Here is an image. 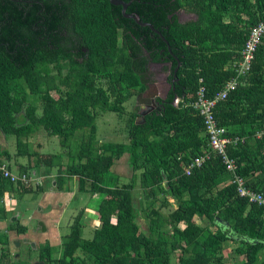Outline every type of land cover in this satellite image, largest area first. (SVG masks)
Listing matches in <instances>:
<instances>
[{"label":"trees","instance_id":"1","mask_svg":"<svg viewBox=\"0 0 264 264\" xmlns=\"http://www.w3.org/2000/svg\"><path fill=\"white\" fill-rule=\"evenodd\" d=\"M122 1L129 3L127 14L158 33L124 18L109 0H0V134L13 137L16 157L27 159L16 171L28 180L35 172H54L58 191L75 180L77 193L90 196L93 208H87L99 215V228L84 239L80 212L62 238L59 258H53L55 248L40 246L39 262L225 264L229 243L239 258L232 264H264V206L240 197L233 181L241 178L245 188L264 195V135L258 137L264 130V35L249 71L237 76L231 69L251 29L264 21V0ZM181 11L195 19L180 22ZM150 64L167 65L174 89L158 100L159 110L130 117L126 144L98 141L97 119L119 113L144 91ZM233 78L236 86L218 102L214 118L236 141L227 148L236 169L228 171L213 155L185 175L208 145L204 120L190 104L201 86L210 97ZM40 130L66 152H32L28 140ZM77 132L82 137L72 145ZM125 152L133 179L119 185L111 168ZM1 162L12 172L8 151L0 148ZM137 174L145 209L133 202ZM28 186L0 176V200L7 191L21 196ZM171 202L175 208L165 215ZM143 215L147 232L137 222ZM196 218L205 225L193 223ZM8 230L25 232L15 224ZM3 236L0 264L10 258Z\"/></svg>","mask_w":264,"mask_h":264},{"label":"rangeland","instance_id":"2","mask_svg":"<svg viewBox=\"0 0 264 264\" xmlns=\"http://www.w3.org/2000/svg\"><path fill=\"white\" fill-rule=\"evenodd\" d=\"M193 19H195V16L193 14H188L183 11L180 12V18H179L180 22L186 23ZM167 69L168 67L164 65L150 64L149 74H150L151 82L147 83V85L143 89L144 91L142 93L137 92L138 94L136 96L130 98V100L123 103L120 107L119 113L117 114L103 113L104 115L103 114L100 115V117L96 121L98 141L102 139L111 144H126L128 139L127 130H128L130 117H134L136 114H143V112L146 111L145 104L143 102L138 101V96L146 98L153 94L161 95L163 92V88L166 87L165 85L163 86L162 81L164 80L165 76L168 74ZM51 96H53L55 99L58 97V95L55 92L51 93ZM81 137H82V133L77 132L72 140V145L74 141L77 142ZM28 144L32 152H36V153L56 154V153L66 152L64 149H61V147L59 146V141L57 138L48 137L45 134V132L42 130L35 133L28 140ZM0 148L1 150L8 151L11 158V162H10L12 166L11 170L14 174L18 173L15 169L18 168V165L16 164H22L23 166L27 164L26 158L16 157V145H15V139L13 137H4L3 135L0 134ZM119 159L120 160L116 161L113 167L111 168V172L113 174H115L114 172H116L119 179L118 181L119 185L128 184L133 179V173L130 168L128 153L125 152L121 154V158ZM66 161L67 158H64L63 162ZM29 172H32V170H30ZM34 174H37L36 176H39L38 172ZM134 181L136 184V189L133 191V202L137 208L145 209L146 199L143 190L141 188L142 185L138 174H137V178H135ZM70 187L73 188L74 191L76 192L75 181H72ZM46 188L50 189L49 185L46 186ZM53 189H56V187L53 186ZM82 196L83 197H81V199L83 202L78 203L76 199L77 203L72 208L70 205L69 208L66 209L64 216L62 217V223L60 224V229H59L60 235L63 234L67 235L70 232V225H72L74 223V220L78 217V213L80 212V209H84V207L87 206L93 208V204L91 205L89 203V198H90L89 194H82ZM2 202H0V206L3 205ZM16 202L17 204H21V201L18 198H16ZM174 208H175V204L174 202H171V206L167 210H163V213L167 215V213L171 212ZM29 213L30 211L27 209L26 214L29 215ZM137 222L140 225L141 232H147V224H146L145 216L143 215L142 218H138ZM193 223L198 225H205V223L198 220L197 218L194 219ZM81 224L82 225L84 224L83 235H82L84 239H91L93 232L96 230V228L99 227L98 223L92 224V221L89 220L87 221L86 219L84 220L83 216L81 218ZM29 235H28V239L30 240L28 241L33 242L31 244H25L22 238L23 236H17L18 239L16 240L18 242L23 241V244L21 243L23 249L22 255L27 256L29 259L35 260L36 257L38 256V252H37L38 247L40 246V244H44L43 243L44 241L39 237H37L35 241H31L32 238ZM233 247L234 246L229 243H225L223 246V256H224L225 264H232L235 263L237 260H239V258H237L232 251ZM33 264H44V263L39 262L38 260L37 262L34 261Z\"/></svg>","mask_w":264,"mask_h":264},{"label":"crops","instance_id":"3","mask_svg":"<svg viewBox=\"0 0 264 264\" xmlns=\"http://www.w3.org/2000/svg\"><path fill=\"white\" fill-rule=\"evenodd\" d=\"M118 160L120 159H117L116 161ZM15 169L17 170V168ZM114 173L116 174V172ZM36 175L37 174L34 173L32 174L31 182L28 184V189H30L28 192L20 196L17 190L7 191L0 200V202L3 201L2 208L0 206V209L3 213H5L4 216H0V237L5 235L3 238L7 239L8 244L7 246L3 247L4 249L7 248L8 252L10 253L9 260L4 258L8 264H28V262L29 264H33L34 261L37 262L40 260V246H49L55 248L57 253H53V258L58 259L60 254V244L62 238L65 236V234L60 235L59 230L60 224L62 223V217L70 205L72 208L77 202H83L81 199V197H83L82 194L77 193V191L75 192L71 187L69 190L65 189L62 191L53 189V186L55 187L54 172L53 174L51 173L49 175H44V173L39 174V176ZM47 184L49 185L50 189L46 188V186H48ZM16 198L21 201V204H17ZM27 209L30 211L29 215L26 214ZM80 212H82L84 220L86 219L87 221H92V224L98 223L100 226L99 215L96 212L88 209L87 207L80 209ZM11 224L25 228V232L23 234L17 235L14 231H9L8 226ZM28 235L31 236V241H35L37 237L43 239L44 241V244H40L38 247V256L35 260L29 259L27 256L22 255L23 249L21 243L23 244V241L25 244L33 243L28 241L30 240L28 239ZM17 236H23V241L18 242L16 240L18 239ZM1 253L0 246V254ZM6 261H4L2 264H5Z\"/></svg>","mask_w":264,"mask_h":264},{"label":"built area","instance_id":"4","mask_svg":"<svg viewBox=\"0 0 264 264\" xmlns=\"http://www.w3.org/2000/svg\"><path fill=\"white\" fill-rule=\"evenodd\" d=\"M264 35V21L259 22L254 28L251 29L248 38L246 39L244 48L240 51L239 57L231 64V69L237 76L245 74L251 68L254 53L260 44L261 38ZM236 78L227 81L221 92L213 95L206 96L205 89L201 86L197 93L196 98L190 106L198 113L204 120L205 135L208 138L207 150L204 155L199 156L191 160L190 164L183 170L185 175H189L194 168H200L209 158L213 155L219 156L222 163L226 166V169L230 172H234L236 165L233 159H230L227 155V148L229 145H233L236 141L229 139L225 136L226 131L224 128L217 125L214 118V110L218 102L226 98L228 92L235 88ZM202 83V79H199V84ZM178 99L174 100V104L177 105ZM264 135V130L258 134V137ZM0 176L2 178L9 179L10 182L22 184H29L31 179L23 174H14L8 169V165L5 162L0 163ZM234 182L237 183V193L240 197H246L250 203L264 206V195L257 193L243 186V180L235 177ZM29 182V183H28Z\"/></svg>","mask_w":264,"mask_h":264},{"label":"flooded vegetation","instance_id":"5","mask_svg":"<svg viewBox=\"0 0 264 264\" xmlns=\"http://www.w3.org/2000/svg\"><path fill=\"white\" fill-rule=\"evenodd\" d=\"M182 12V11H181ZM180 18V13L178 14V19ZM156 65H164V66H167L166 64H156ZM162 84H163V86L165 85L166 87H164L163 88V92H162V94L161 95H159V94H153V95H150V96H148V97H139V101L140 102H143L144 104H145V106H146V111L145 112H143V113H148V112H151V111H153L154 109H156L157 108V106L159 105V102H158V100H160L161 102H164L165 101V99L167 98V95H168V93H169V91L172 89H174L173 88V84H174V80H170L169 79V74H167L166 76H165V78H164V80L162 81ZM152 99H154V104L155 105H153V104H151V100ZM149 107H150V109H149ZM152 108V109H151Z\"/></svg>","mask_w":264,"mask_h":264},{"label":"water","instance_id":"6","mask_svg":"<svg viewBox=\"0 0 264 264\" xmlns=\"http://www.w3.org/2000/svg\"><path fill=\"white\" fill-rule=\"evenodd\" d=\"M110 4L113 5V6H119L121 7V14L124 18L126 19H131L133 20L136 24L140 25V26H143V27H148L150 28V30L154 31L155 33H158L156 30L153 29V27L148 24V23H142L140 22L139 20V17L137 15H132V14H127L126 13V9L129 5V3H125L124 1L122 0H109ZM175 76V75H174ZM140 96H138L139 98ZM151 104L155 105L154 104V99H152L151 101ZM150 109V107H149ZM152 109V108H151ZM157 110H159V108H156ZM143 114H146V113H143Z\"/></svg>","mask_w":264,"mask_h":264}]
</instances>
